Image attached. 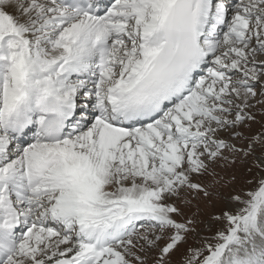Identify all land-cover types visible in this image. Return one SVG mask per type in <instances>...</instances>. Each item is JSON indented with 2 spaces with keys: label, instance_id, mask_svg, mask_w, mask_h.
Instances as JSON below:
<instances>
[{
  "label": "snow or ice",
  "instance_id": "obj_1",
  "mask_svg": "<svg viewBox=\"0 0 264 264\" xmlns=\"http://www.w3.org/2000/svg\"><path fill=\"white\" fill-rule=\"evenodd\" d=\"M0 264H264V0H0Z\"/></svg>",
  "mask_w": 264,
  "mask_h": 264
},
{
  "label": "rangeland",
  "instance_id": "obj_2",
  "mask_svg": "<svg viewBox=\"0 0 264 264\" xmlns=\"http://www.w3.org/2000/svg\"><path fill=\"white\" fill-rule=\"evenodd\" d=\"M254 127H259V125H256V126H254ZM216 210L218 211L219 209L217 208Z\"/></svg>",
  "mask_w": 264,
  "mask_h": 264
}]
</instances>
